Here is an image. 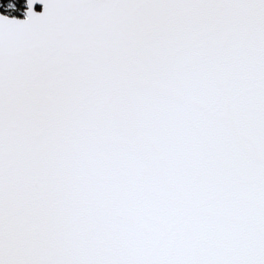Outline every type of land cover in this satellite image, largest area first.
Returning a JSON list of instances; mask_svg holds the SVG:
<instances>
[{"label":"snow or ice","instance_id":"6c2138e0","mask_svg":"<svg viewBox=\"0 0 264 264\" xmlns=\"http://www.w3.org/2000/svg\"><path fill=\"white\" fill-rule=\"evenodd\" d=\"M36 2L0 14V264H264V0Z\"/></svg>","mask_w":264,"mask_h":264},{"label":"trees","instance_id":"16d2710c","mask_svg":"<svg viewBox=\"0 0 264 264\" xmlns=\"http://www.w3.org/2000/svg\"><path fill=\"white\" fill-rule=\"evenodd\" d=\"M0 3L3 5H5L6 3H11L13 5V8L10 9L11 15L20 16L24 9L25 0H0Z\"/></svg>","mask_w":264,"mask_h":264},{"label":"water","instance_id":"95a60500","mask_svg":"<svg viewBox=\"0 0 264 264\" xmlns=\"http://www.w3.org/2000/svg\"><path fill=\"white\" fill-rule=\"evenodd\" d=\"M36 6L38 8H36ZM33 9H34V11H36L38 13L43 11V5L41 3H39V0H37V2L33 5ZM26 10H27V0H26L25 9H24V15L23 16H21V17L11 16V15H8V14L3 13L2 11H0V14L5 15V16H7L9 18H13L14 17V18H17V19H21L22 20V19L25 18Z\"/></svg>","mask_w":264,"mask_h":264},{"label":"rangeland","instance_id":"374dc122","mask_svg":"<svg viewBox=\"0 0 264 264\" xmlns=\"http://www.w3.org/2000/svg\"><path fill=\"white\" fill-rule=\"evenodd\" d=\"M8 8L12 9L13 7H9V5H12L11 3H6L5 4Z\"/></svg>","mask_w":264,"mask_h":264},{"label":"flooded vegetation","instance_id":"af4514ba","mask_svg":"<svg viewBox=\"0 0 264 264\" xmlns=\"http://www.w3.org/2000/svg\"><path fill=\"white\" fill-rule=\"evenodd\" d=\"M25 4H26V0H25V3H24V8H25ZM36 8H38L37 6H36ZM24 10V9H23Z\"/></svg>","mask_w":264,"mask_h":264}]
</instances>
